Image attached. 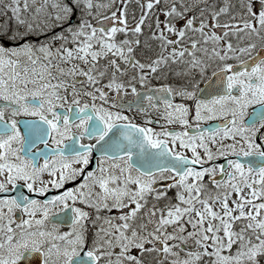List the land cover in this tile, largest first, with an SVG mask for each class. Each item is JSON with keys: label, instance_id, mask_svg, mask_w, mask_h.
<instances>
[{"label": "snow or ice", "instance_id": "1", "mask_svg": "<svg viewBox=\"0 0 264 264\" xmlns=\"http://www.w3.org/2000/svg\"><path fill=\"white\" fill-rule=\"evenodd\" d=\"M115 2L53 0L52 7L59 11L35 24L22 16L28 0H9L6 6L11 15L0 25V264H147L153 252L162 254L161 264L169 256L174 258L171 264H264V56H253L240 66L227 63L230 53L238 50L251 55L257 45L234 49L226 39L230 33L238 40L245 38L239 33L264 39V0H238L239 22L221 25L219 16L232 7L231 0H225V6L212 13L215 23L211 27L204 19L205 9L200 10L197 26L195 16L186 17L191 8L183 0H172L164 15L184 19L185 27L165 23L161 29L158 21V34L153 36L160 41V52L149 63L131 55L139 40L115 42L116 33L128 32L122 9L104 17L110 21L108 26L84 18L95 19L102 14L100 9ZM161 3L144 0L143 14L131 30L134 34L141 33L147 14ZM74 8L81 14L79 23L65 26ZM41 10H36L37 15ZM51 21H55L51 27L61 31L48 37ZM111 21L123 26H111ZM217 27L227 29L223 36L212 30ZM189 31L198 33L200 39L188 37V46L177 48ZM33 36H45V42L29 39ZM221 40L225 42L220 49L211 51L223 63L211 75L223 85V92L198 96L200 84L195 77L199 74L205 79L208 67L195 55L198 45ZM202 51L207 54L208 49ZM101 59L106 61L103 67ZM118 59L138 69V75L121 82L126 70ZM62 64L70 67L65 69ZM158 71H171L186 83L152 89V94L141 97L134 82L143 85ZM77 76L85 80L77 81ZM105 77L107 83H102ZM77 83L92 89L85 92L91 103L81 104ZM129 89L140 97V105L147 100V107L139 106L140 111L160 113L158 119H146L145 124H156L161 131L139 126L121 114L131 107L120 102ZM110 91L116 93L115 98ZM176 97L195 101L194 114L186 104L174 103ZM117 107L119 111L111 110ZM190 115L197 125L211 120L222 123L193 135ZM21 116L38 119L25 121L22 130L17 119ZM172 124L180 130H169ZM73 127L79 130L78 136ZM85 138L95 143H79ZM49 139L58 147L50 152L32 151L37 143L47 149ZM64 140L72 141L71 146L59 147ZM93 152L100 158L95 170H88ZM220 158L227 167L217 164ZM106 161L113 163L105 167ZM217 175L221 178L216 179ZM205 176L216 192L207 188ZM161 181L167 182L165 189L176 190L175 203L169 198L163 207L158 206L168 196L160 190ZM66 184L74 186L66 188ZM245 188L247 194H243ZM53 189L63 191L51 199L33 198L46 197ZM233 193L236 199L230 205ZM149 197L151 208H147ZM57 208L59 213L54 211ZM16 212L20 215L13 219ZM238 221L246 223L237 231L234 225ZM59 223L67 224L70 231L60 232ZM189 241L194 242L195 250L182 247Z\"/></svg>", "mask_w": 264, "mask_h": 264}, {"label": "flooded vegetation", "instance_id": "2", "mask_svg": "<svg viewBox=\"0 0 264 264\" xmlns=\"http://www.w3.org/2000/svg\"><path fill=\"white\" fill-rule=\"evenodd\" d=\"M30 2H31V0L28 1L29 5H30ZM62 2L70 4V3H72V0H62ZM100 2L101 3H107V0H100ZM143 2H144V0H139V2H137V0H125V4H121L120 0H116V2L114 4H112L110 7H108L107 9H100V12L102 14L99 15L98 17H96L95 19L91 16H87L84 18L91 20V22L94 25H96L99 22L100 24H102L104 26H108L110 24V21L104 19V17L105 16H111V13L113 11H116L117 9H122L124 11L123 19L126 22L128 32H127V34H125L124 32L116 33L115 42L117 44H119L121 41H123L125 39H129V40H133V41L139 40L140 43L138 45H136V44L133 45V52L131 53V55L135 60H138L141 63H149L160 52V48H159L160 41L157 40L153 36V33L158 34L157 22L158 21L160 22L159 27L161 29L164 28L165 23H172L176 27H178L180 29H184L185 20L179 19V18H171V17H167L166 15H164V12L167 11V8L172 3V0H167V3H164L162 0V3L160 5L155 6L151 10V12H149L147 14V18L144 20L143 25H141V33L134 34L131 30L135 26H137V24L139 23L140 17L143 14L142 10H141V4ZM183 2H184V4H186L187 6H189L191 8V11H188L186 13V17L195 16L196 20H195L194 24L197 26L199 24V19H200L199 13H200L201 9H205L204 19L209 23V26L211 27V25L213 23H215V21L212 20V13L214 11L218 12L220 8H223L225 6V0H206V3L204 2V0H183ZM46 4H49V3H46ZM231 4H232V7L229 8V11L225 14H221L218 18L219 23L221 25L235 24V23L239 22L240 9H239V5H238V0H231ZM96 11H97V9L93 8V12H96ZM6 12L7 13L9 12L8 9L6 10ZM117 15L119 16L120 13L117 12ZM233 15H235L237 17L236 20L232 19ZM22 16L25 19L29 20V22H32L35 24L36 21L45 20L47 15H45V16L43 15L41 17V19H39L38 17H35V7L34 6H32V7L28 6L27 11H22ZM33 17H35V20L33 19ZM80 18H81V14H80L79 10L74 8L73 12H72V17L69 19V21L67 20L65 22V26H67L68 24H71L73 22L79 23ZM6 22H8V21H7L6 15H5L4 21L0 22V25L5 24ZM111 26L122 27L123 25H121L118 21H111ZM21 30H23V29H21ZM205 30L207 31L208 29H205ZM212 30L221 36H223V33L225 31H227V29H225L223 27H217V28H214ZM60 31H61V28H59V27L55 28V29H49L46 32V35L48 37H51L54 33H57ZM166 35H169L170 39H177V37L172 36L171 34L166 33ZM239 35L244 36L245 38L243 40H238L237 37L235 35H232L231 33L226 38L229 42H231L233 44L234 49L245 47L249 43H255L257 45V47L251 51V55H249L247 53H240L238 50L234 51L233 53H230V56L232 58L227 60V63L233 64L234 66H240L245 61L251 62V59L253 56H256L258 54L260 56H264V39H261L260 37H257L255 35L245 36L244 33H239ZM261 36H264V33H261ZM188 37L200 39L198 33H192L191 31H189V32H187L186 37L184 38L182 43L177 45L176 47L179 48V47L188 46V43H189ZM43 38H45V36L29 37V39L35 40L38 43H44L45 41H43ZM224 42H225L224 40H221L219 42V44H214L213 42H209L207 45H198V49H197L195 55L197 57H199L200 59L204 60L208 65L207 72L205 73V77H206L205 79L201 80V77L199 76V74H197L195 77L196 81H198L200 84V89L197 90L198 96L207 97L212 92H219L221 94L223 92V85H221L219 83V81L216 80V78L212 77V75H211L213 70L218 71V66H220L223 62L216 59L213 56L211 50L213 47H216L217 50H219L220 46L223 45ZM54 47H59V44L54 45ZM203 48L208 49L207 54H205L202 51ZM184 59L185 60L189 59L187 54H186ZM117 62L120 63L122 69L126 70L125 75L120 77L121 82L126 83L127 81L131 80L133 75H138V72H139L138 69H134V68L130 67L129 65L124 64L119 59L117 60ZM76 63H78V62H76ZM99 63H100V66L103 67L105 65L106 61L104 59H101ZM61 67L65 68V69L68 68L65 64H62ZM178 67H180V65H172V68H178ZM145 72H147V69H145ZM75 79L77 81H84L85 80L84 77H80V76H77ZM210 80L212 81L211 84L209 83ZM102 83H107V77L104 78ZM134 83H135V86L137 88V92L140 93L141 97H143L146 94H152L150 91L152 89H157V88H160L163 86H168V85H171L173 87H178V86H181L182 84L186 83V81L180 80L171 71H164L163 73L158 71L156 74H150L143 85H141L138 81H135ZM97 86H99V85H97ZM29 87H32V85H29ZM91 90L92 89H90L86 83L85 84H81V83L76 84V91L79 93L78 98L81 100V104L91 103V97L85 95V92L91 91ZM201 90H203V91H201ZM71 91H72V89L69 88V93ZM106 91H107V89H106ZM110 96L115 98L116 93L114 91H110ZM120 102H122L126 106L131 105L130 108L123 111L121 114L128 116L132 122L136 123L139 126L153 127L156 131L162 130L156 124H153V125H146L145 124L146 119L156 120L160 116V113H157V111L155 109H150L147 115L145 114V112L139 110V106H142L145 108L147 107L148 102L146 99L143 100L142 105H140V97H137L136 95L131 94L130 89H129L128 94H122V100ZM155 102L156 101L154 100L153 103H155ZM96 103H97V105H99L100 101L97 100ZM174 103L186 104L190 108V110H192V112L194 114L195 101H193V100H181L180 97H176ZM66 107H67V105H66ZM104 107L107 108V107H109V105L106 104V105H104ZM111 110L113 112H116V111H119L120 109H119V107H117V108H113ZM58 111H63V110L58 109ZM248 111L251 113L252 108H249ZM161 112H163V105H161ZM17 119L20 121L21 128L23 130V124L25 121L35 120V119H38V117L21 116V117H17ZM189 122L192 124V128L190 129V132L193 135H198L199 131H201V130H207L209 125H212L213 127H215V126H218L222 123V121H220V120H211V121H207L206 123L201 122L199 125H197L195 120L192 118L191 115L189 116ZM160 123H164V121L161 120ZM168 129L169 130H171V129L180 130L179 126L176 124L168 125ZM72 132L76 133L77 136L79 135V130L76 129L75 127L72 128ZM79 143H81V144H88V143L94 144L95 141L85 138L83 140H79ZM225 143L226 144L231 143V141H225ZM71 144H72V141L64 140L63 144L59 145V147H64V145L71 146ZM56 147H58V146L51 139H49L47 149H45L44 144L38 143L36 145V147L34 149H32V151L39 153L41 151V149H44L45 151L50 152L53 148H56ZM69 151H70L69 148L65 149L66 154H68ZM29 155H31V153H29ZM188 155H191V153H188ZM92 157H93V162L89 165L88 170H95V165H96V162L100 158V154L98 152H93ZM229 158H232V157H229ZM39 162L42 164L43 159H40ZM112 163H113V161H106L105 167H107L108 165H110ZM115 163H121V162L115 161ZM217 164H223V165H225V167H227L226 160L223 158H220L217 161ZM74 167H79V165H74ZM220 178L221 177L219 175L216 176V179H220ZM44 179L47 180L48 177L45 176ZM209 180H210V178L208 176L204 177V183L207 185V188L213 192H216L217 190L214 189L213 185L209 182ZM76 183H79V180L76 181ZM165 183H167V182H165V181L160 182V190L167 191L168 196H167V198L162 199L158 202L159 207H162L161 205L166 204L168 202L169 198H171V201L173 203L176 202L175 201L176 190L174 188L173 189H165L163 187ZM73 186L74 185H72V184H66L65 185L66 188H70ZM60 191H63V190L53 189L47 193L46 197L33 196V198L40 199V200L51 199L55 195H58L60 193ZM96 191H99V189L97 188ZM219 191L222 192L223 190L221 189ZM152 203H153V201H152L151 197H149V203L147 206H152ZM81 207H83V206H81ZM54 211L57 213L60 212V210L58 208L55 209ZM125 211H127V210H125ZM112 214L115 215L116 214L115 211ZM19 215H20V213L16 212L13 219H15V217H17ZM60 215L62 217L63 213H61ZM25 218H27V217H25ZM37 218L38 219L40 218L39 215L37 216ZM5 223H7V221H5ZM12 227L15 228L16 224L13 223ZM48 227L51 228V225L49 224ZM59 231L60 232H67V231H70V228L67 224L59 223ZM91 238H92V229L90 227V230L88 233L89 242H91ZM161 256H162V254L158 253L157 259L154 260L152 262V264H161ZM204 259L207 260V257H205ZM163 264H167L165 262V260H163ZM201 264H204V262L202 261Z\"/></svg>", "mask_w": 264, "mask_h": 264}, {"label": "rangeland", "instance_id": "3", "mask_svg": "<svg viewBox=\"0 0 264 264\" xmlns=\"http://www.w3.org/2000/svg\"><path fill=\"white\" fill-rule=\"evenodd\" d=\"M28 1H30V0H28ZM31 2H32V0H31ZM30 2V7H32V6H34L35 7V17H38L39 19H41V17L44 15H47L46 16V19H47V17H48V15L50 14L51 16H55L56 15V13H57V11H59L58 9H55V8H53L52 7V4H53V0H47V3H49V4H45V3H43V0H36V2L35 3H31ZM8 3H9V1H7V0H3V2L2 3H0V13H4V12H6V10H7V5H8ZM38 8H42V10H41V12L37 15V12H36V10L38 9ZM4 9V10H3ZM11 15V12L9 11L8 13H7V15H6V17H8V16H10ZM4 17H5V15L4 14H0V22H3L4 21ZM71 17H72V14H71ZM69 21V20H68ZM55 23V21H51L50 22V24H49V26H48V30L49 29H55V28H58V27H51V24H54ZM41 27H44V25L43 24H41ZM47 30V31H48ZM43 41H45V38H43ZM68 68L70 67V65H68V64H65ZM164 182V181H163ZM164 187V186H163ZM248 193V189H244V193L243 194H247ZM233 197H234V199H236L235 198V196H236V194L235 193H233V195H232ZM260 201H258L257 203H259ZM165 204H163V205H161L162 207L164 206ZM231 205V204H230ZM147 208H151V206H147ZM147 208L146 209H142L141 210V215L143 214V213H145L146 211H147ZM215 210H219V205H216V208H215ZM246 211H247V209H246ZM262 215H264V213H262ZM243 223H246V221H238V222H236V224L234 225V229L235 230H239V228H240V226L243 224ZM149 227L151 228L152 227V225H149ZM172 229L171 228H169V231H171ZM189 230H191L190 228H189ZM171 243V242H170ZM182 247H184V248H186V249H188V250H195V244H194V242L193 241H189V243L187 244V245H182ZM175 251H178V249H174ZM180 256L181 257H184V252H181L180 253ZM157 257H158V253H156V252H153V253H151V254H149L148 255V257H147V264H152V262L154 261V260H156L157 259ZM172 259H174L173 257H171V256H169L167 259H165V262L167 263V264H171V261H172Z\"/></svg>", "mask_w": 264, "mask_h": 264}]
</instances>
